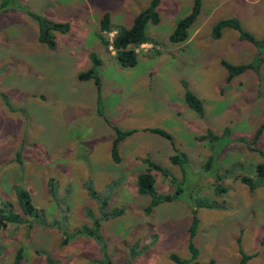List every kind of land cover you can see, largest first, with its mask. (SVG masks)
<instances>
[{
  "label": "rangeland",
  "instance_id": "1",
  "mask_svg": "<svg viewBox=\"0 0 264 264\" xmlns=\"http://www.w3.org/2000/svg\"><path fill=\"white\" fill-rule=\"evenodd\" d=\"M18 1L70 27L54 30L52 50L39 42L26 9L0 12V92L10 101L8 107L0 95V207L11 203L21 212L23 189L41 211L28 223L0 228V264H12L21 248L22 264H48V257L55 264H177L171 255L191 258V240L201 264H240L241 252L250 256L247 264H264V180L257 172L264 156L256 150L264 151V129L255 140L264 124L262 53L236 29L213 36L217 22L236 17L263 40L264 0H203L182 43L169 36L193 0H162L161 21L149 30L153 41L136 47L139 62L128 68L99 38L100 20L109 13L113 24L130 26L151 0ZM92 52L102 62L106 119L94 80L79 78L92 66ZM223 60L256 67L228 82ZM184 80L203 101L204 117L185 101ZM114 126L136 129L119 145L120 163L112 156ZM209 129L220 138L205 139ZM178 151L188 157L186 175L171 162ZM145 158L168 170V176L153 171L159 195L175 192L173 179L182 188L178 198L150 210L151 196L139 194L136 184ZM96 219L101 240L78 233Z\"/></svg>",
  "mask_w": 264,
  "mask_h": 264
},
{
  "label": "trees",
  "instance_id": "2",
  "mask_svg": "<svg viewBox=\"0 0 264 264\" xmlns=\"http://www.w3.org/2000/svg\"><path fill=\"white\" fill-rule=\"evenodd\" d=\"M162 0H151V3L148 7L143 9L134 19V22L130 26H126L124 24H113L110 14L105 13L100 20V30L98 32V36L101 39L102 43L105 45L107 49L110 46L116 52V59L118 63L122 67H134L139 62V54L136 50V47L141 46L145 43H150L153 41L149 34V30L151 26L158 25L161 21L160 14L158 11V7L161 4ZM203 8V0H193L192 7L190 11L181 17L176 26L174 27L172 33L169 36V39L174 43H182L187 41L193 30L194 26L202 12ZM25 10L26 14L30 16L38 26V40L39 42L45 44L49 49L55 50L57 48V43L54 38V30L56 31H67L70 27L69 23H62V22H53L49 20L44 15L40 14L39 12L32 10L31 8L22 5L18 0H1L0 1V12L1 11H9V10ZM226 28H233L239 31L240 37L242 39H247L254 43L259 52L262 53L258 58V63H264V39L259 40L257 39L251 32L245 30L242 27L241 22L238 18L232 17L220 20L217 24L213 27V36L215 38H220L222 36L223 30ZM115 32L112 40L107 37V33ZM90 58L92 59V66L79 74V78L83 81L87 80H94L97 88V109L101 116L104 115V103L102 97V80L100 75V65L101 60L99 59L98 55L94 52L91 53ZM222 64L228 70L227 81H231L236 76L243 74L244 72L253 69L255 66L254 63L249 64H241L235 65L230 63L226 60L222 61ZM262 66V65H261ZM184 86V98L187 102L188 106L194 110L199 116L204 117L205 109L203 105V101L189 88L187 81H182ZM1 97L3 98L5 104L9 107V97L6 93L0 92ZM11 106V105H10ZM116 131V138L113 141L112 146V156L116 163H120L122 161L120 152H119V145L120 143L128 136L133 134L136 129H129V130H122L117 126H114ZM264 129V124L259 127L257 130L255 140H258L262 131ZM150 131L153 133H157L167 139L173 140L172 135L167 131L158 128V127H151L149 128ZM229 132V129H225V134ZM204 138L213 142L220 138V135L216 134L213 130L209 129L207 133L204 135ZM264 156V151L260 148H256ZM20 152L18 153V158L20 159ZM172 164L179 166L181 172L186 175V165H188V157L187 155L180 153L179 151L171 157ZM143 163L146 165V170L139 173L137 176V191L141 195L151 196L152 201L151 205H149L148 209H152L154 206L158 205L163 201H172L175 198L179 197V192L182 190L180 181L173 179L174 183L176 184V190L170 194H160L157 192L156 189V178L153 173L154 170L162 172L164 175L168 176V170L163 167L160 163L154 161L151 158L143 159ZM212 158H209L207 163V167H211L212 165ZM257 172L259 176H261L264 180V163H260L257 166ZM242 181L249 185L250 187H255L254 179L247 175L241 176ZM262 180V181H263ZM219 187V190L222 191ZM224 192L226 189L224 188ZM217 192V191H216ZM219 194V192H217ZM91 195L94 198L99 199L98 194L96 191L91 189ZM207 200V199H206ZM101 202V200H100ZM107 202L103 201V207L107 206ZM19 203L21 207V212H15L13 210L11 203H4L3 206L0 207V228L5 227L8 223L14 224H25L29 222L27 217H39L40 210L34 205L32 198L27 194V192L23 189L20 190L19 194ZM202 205H209L205 201L201 202ZM11 205V206H10ZM114 215L121 214V211H113ZM107 216V213L104 215ZM100 226V219H96L94 221L93 227H84L83 229L78 230L79 234H82V231L86 234L91 235L90 237L95 236L98 240H101V236L98 233V227ZM197 227V219H194L193 225L190 228L191 237L193 238L196 233ZM94 238V237H93ZM67 241V240H66ZM189 249L192 254L191 258H182L178 254H172L171 259L176 262L177 264H201L196 261V258L199 255V250L195 247L193 241L191 240L189 244ZM242 253V259L240 264H247L248 260L250 259L249 255ZM2 261L1 252H0V263ZM23 261V249H19L15 259L13 260L12 264H22ZM48 264H55V262L48 257L47 259Z\"/></svg>",
  "mask_w": 264,
  "mask_h": 264
},
{
  "label": "crops",
  "instance_id": "3",
  "mask_svg": "<svg viewBox=\"0 0 264 264\" xmlns=\"http://www.w3.org/2000/svg\"><path fill=\"white\" fill-rule=\"evenodd\" d=\"M1 1V0H0Z\"/></svg>",
  "mask_w": 264,
  "mask_h": 264
}]
</instances>
